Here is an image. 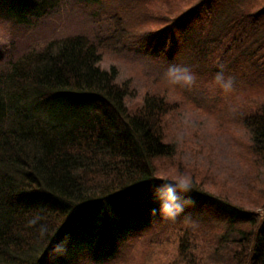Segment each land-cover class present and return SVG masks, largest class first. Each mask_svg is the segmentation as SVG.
I'll use <instances>...</instances> for the list:
<instances>
[{"label":"trees","instance_id":"1","mask_svg":"<svg viewBox=\"0 0 264 264\" xmlns=\"http://www.w3.org/2000/svg\"><path fill=\"white\" fill-rule=\"evenodd\" d=\"M20 1L40 7L48 0ZM120 13L126 39L188 67L204 90L229 94L217 113L248 134V151L264 171V0H130ZM98 52L88 37L69 36L11 63L0 77V264L73 262L70 251H92L87 261L106 259L123 242L151 233L154 222L179 233L180 264H195L190 235L205 237L219 223L227 224L225 236L237 233L235 264H264V218L258 213L240 216L202 190L191 193L195 204L175 221L151 215L159 207L154 177L185 173L195 184L200 168L190 171L176 160L169 137L178 109L167 87L146 90L129 108L131 85L103 70ZM221 70L233 78L231 92L215 83ZM48 101L61 105L48 107L46 119L36 117L32 105ZM148 191L153 194L145 202ZM36 215L49 226L46 239L28 226ZM65 235L66 254L51 259L48 241ZM98 247L100 258L94 255Z\"/></svg>","mask_w":264,"mask_h":264},{"label":"rangeland","instance_id":"2","mask_svg":"<svg viewBox=\"0 0 264 264\" xmlns=\"http://www.w3.org/2000/svg\"><path fill=\"white\" fill-rule=\"evenodd\" d=\"M128 1L48 0L35 7L20 0H0V77L7 75L11 63L40 52L54 40L78 35L88 37L99 45V66L109 72L114 70L120 85H131L129 108L133 103L142 102L146 90L167 87L165 92L178 109L174 115L177 125L174 123L169 141L175 147L176 160L180 164L190 167V171L200 168L196 169L200 172L194 191L203 190L213 199L224 201L240 216L254 212L263 220L261 191L264 188V171L255 165L248 151L249 136L238 122L217 113L222 101L230 99L229 94H218L212 88L204 90L196 82L188 88L170 85L165 73L173 63L161 59L162 51L155 57L140 48L135 40L122 36L124 18L119 21L116 16L121 14ZM26 104L28 101H22L21 106ZM42 104L32 105L31 110L36 117L43 119L47 118L48 107L61 105L50 101ZM208 176L212 183L204 186L198 183ZM225 188L230 192H224ZM148 192L149 196L143 199L145 202L153 194ZM253 199L262 203L254 206ZM151 226L154 227L151 233H144L138 240L123 242L120 249H113L106 259L91 258L87 261L85 257L92 251L82 254L70 251L68 258L73 262L62 257L57 264H180L179 233L172 234L171 229L165 231V226L155 222ZM226 226L219 223L218 230L205 237L190 235L188 246L195 264H235L232 256L237 248L234 241L237 233L225 236ZM99 254L104 255L101 247L94 250L96 258H100Z\"/></svg>","mask_w":264,"mask_h":264},{"label":"clouds","instance_id":"3","mask_svg":"<svg viewBox=\"0 0 264 264\" xmlns=\"http://www.w3.org/2000/svg\"><path fill=\"white\" fill-rule=\"evenodd\" d=\"M166 78L170 85L191 87L195 84L196 77L188 67L179 65H169L166 70ZM215 83L225 92H231L234 87V81L231 76H225L223 70L218 71L214 77ZM179 140V138H178ZM160 181L159 185L154 190V196L159 204L158 208L151 209V215H159L162 218L170 221H175L187 207L193 206L191 193L195 190L193 180L190 175L185 173H177L175 176L169 177L158 175L154 177ZM28 226L36 228L38 238L46 239L49 234V226L43 222V217L40 215L33 216L28 220ZM55 239V237H52ZM70 236L65 235L63 239L55 244L48 241L51 251L49 256L55 259L67 252V244Z\"/></svg>","mask_w":264,"mask_h":264}]
</instances>
